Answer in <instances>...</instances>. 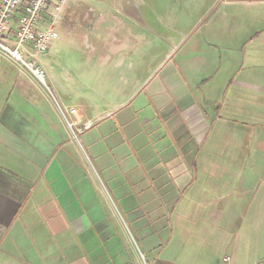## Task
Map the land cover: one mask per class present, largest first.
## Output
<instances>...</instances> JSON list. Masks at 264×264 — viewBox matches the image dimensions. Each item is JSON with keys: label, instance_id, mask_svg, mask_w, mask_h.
Wrapping results in <instances>:
<instances>
[{"label": "crops", "instance_id": "crops-1", "mask_svg": "<svg viewBox=\"0 0 264 264\" xmlns=\"http://www.w3.org/2000/svg\"><path fill=\"white\" fill-rule=\"evenodd\" d=\"M60 16L56 29L69 26L84 57L47 65L55 99L0 56V264H225L226 255L227 264L263 262L264 203L247 198L241 208L239 199L217 197L199 205L190 231L194 198L178 203L167 185L189 182L177 173L208 126L226 120L221 114L246 108L251 120L241 124L264 115V0H67ZM106 82H115L109 93ZM65 120L86 126L81 138L105 177L137 170L135 148L147 138L162 151L154 149L155 163L170 159L156 184L132 176L147 187L128 190L137 199L121 207L143 260L66 148ZM181 126L189 147L182 160L166 143L169 134L177 150ZM187 233L198 239L183 252Z\"/></svg>", "mask_w": 264, "mask_h": 264}, {"label": "rangeland", "instance_id": "rangeland-1", "mask_svg": "<svg viewBox=\"0 0 264 264\" xmlns=\"http://www.w3.org/2000/svg\"><path fill=\"white\" fill-rule=\"evenodd\" d=\"M76 22H78V20ZM68 30L69 26H58V37L50 43V54H43L37 57V61L44 69L48 64L51 65L54 58L60 60L61 63H64L66 60L77 63L83 59V53L79 51L76 46L73 48L71 45L73 42L68 34ZM158 53L159 56L164 54V52ZM167 58L169 59L168 56ZM54 62L57 61L54 60ZM11 70L14 73L13 69ZM73 70L75 71L74 73L77 80L85 78V71L82 67H74ZM114 85L115 82H106L102 91ZM41 88L45 90L43 86H41ZM50 89L51 92H49V95L55 99L52 88L50 87ZM200 89H202V87ZM45 92L47 91L45 90ZM107 92L109 93L108 90ZM92 93L95 92L92 91ZM64 109H61L62 112H64ZM225 114L226 115H224V113L221 114L226 118V120L223 118L225 121L219 124L216 123L214 126H208V129L201 139L202 143L200 140L196 142V147L190 152V159L188 162L183 163L184 169L177 173L178 176L180 174H184L186 178L189 176V182L187 181L186 183V179L180 182L176 177L175 179L169 180L167 185L168 188L174 191L175 196L173 199H175V201L179 200L178 203L183 204L184 200L186 202L188 199L190 200V197L192 199L194 198V200H191L192 204L195 203L192 207L194 209L191 208L186 212L187 219L190 222L188 226L190 231L195 230L192 222L197 218L201 220L200 216L203 212L200 211L199 205L204 206L209 202L212 203L217 197L222 198V201L239 199L236 205L241 208L248 207V205H246L247 198H250V202L252 201L253 203H260V205L264 203V115H258L259 119L253 121L256 122V124L248 120H244L241 124L238 123L239 119L250 117L251 120V115L246 112V108H243L242 112L237 115L232 114L229 116L228 113ZM232 118L234 120L235 118L238 119L235 120L237 123L234 120L232 121ZM69 122L72 126L69 125ZM235 123L240 125H236ZM66 124V134L69 136L70 143L66 148L69 149V153L77 161L82 170L86 172L87 178L92 183L97 196L100 198L101 202L108 207V213L110 212L113 214L112 218L124 226L127 236L130 237L132 248L134 247L138 257L143 260V258H141V253L143 252L140 250L139 245L134 242V235L127 226V217L121 207L134 203L135 199H137L135 192L128 190H137L142 186L147 187L143 180L138 179V182H136L132 176L136 173L139 175L147 174V182L156 184V173L163 174V177L165 175L168 176L170 166L168 165L167 168L164 162L170 163V159L162 161L161 159H166V157L160 158L157 155V159L161 160V162H154L156 156L154 153L162 151L154 146L158 142H153L151 144L143 131V134L146 135L148 146L135 148V151L138 153V156H135L139 159L137 170L135 169L133 170L134 172L127 175H118L117 178L105 177L102 175V168L93 159L91 154L92 151L89 150L86 142L81 138V135L87 129L86 126L80 124L74 125L71 120H67ZM181 128L182 126L177 127L173 131L175 141L178 142L176 145L180 148L178 147L177 150L176 148L174 149L175 143L169 134H167L168 139L166 140V143L172 147L173 151L177 152L176 155L180 157V160L183 159L181 155L182 152L185 151V153L188 154L189 149L186 144L181 143L182 137H178ZM187 132L188 130L185 128L182 134H186ZM190 133L192 134L191 130ZM193 133H195V131H193ZM193 138H199L198 134H193ZM154 149L156 152H154ZM148 154L150 155L149 158ZM164 154L166 155V153H163V155ZM146 155L148 156L146 157ZM161 186L164 187V184ZM123 188L127 190L125 195L121 194ZM208 208H211V206H208ZM171 218L173 222H176L175 216ZM203 219L206 218L203 217ZM258 219L260 221L261 219L264 220V212ZM241 220L242 216H239L238 221L241 222ZM186 235L185 240H187V243L183 245V252L191 248V246H194L193 241L196 238L198 239V237L193 234L187 233Z\"/></svg>", "mask_w": 264, "mask_h": 264}, {"label": "built area", "instance_id": "built-area-1", "mask_svg": "<svg viewBox=\"0 0 264 264\" xmlns=\"http://www.w3.org/2000/svg\"><path fill=\"white\" fill-rule=\"evenodd\" d=\"M66 1L0 0V56L21 74L31 76L48 93L51 89L46 81V71L37 57L47 53L50 43L58 37L56 23ZM16 13H19L18 20L10 29ZM43 20H47L46 25L40 27ZM69 125L72 126L71 123ZM229 261L230 256H223L222 262L227 264ZM255 264H264V261Z\"/></svg>", "mask_w": 264, "mask_h": 264}]
</instances>
